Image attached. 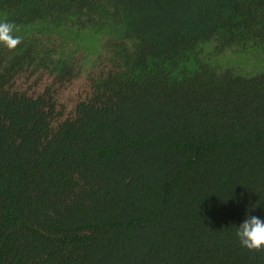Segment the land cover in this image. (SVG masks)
Instances as JSON below:
<instances>
[{
    "label": "trees",
    "instance_id": "1",
    "mask_svg": "<svg viewBox=\"0 0 264 264\" xmlns=\"http://www.w3.org/2000/svg\"><path fill=\"white\" fill-rule=\"evenodd\" d=\"M0 264H264V0H0ZM85 75L60 122L18 74Z\"/></svg>",
    "mask_w": 264,
    "mask_h": 264
},
{
    "label": "rangeland",
    "instance_id": "2",
    "mask_svg": "<svg viewBox=\"0 0 264 264\" xmlns=\"http://www.w3.org/2000/svg\"><path fill=\"white\" fill-rule=\"evenodd\" d=\"M7 86L11 92L41 101L45 110L55 114L56 122L73 117L79 104L99 100L85 75L65 76L49 69L18 74Z\"/></svg>",
    "mask_w": 264,
    "mask_h": 264
},
{
    "label": "clouds",
    "instance_id": "3",
    "mask_svg": "<svg viewBox=\"0 0 264 264\" xmlns=\"http://www.w3.org/2000/svg\"><path fill=\"white\" fill-rule=\"evenodd\" d=\"M15 25L7 20L0 21V44L15 49L21 44V37L14 35ZM235 235L242 248L260 252L264 250V219L247 215L245 220L236 226Z\"/></svg>",
    "mask_w": 264,
    "mask_h": 264
}]
</instances>
